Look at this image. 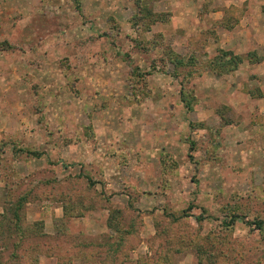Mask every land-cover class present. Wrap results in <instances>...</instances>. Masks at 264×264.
<instances>
[{
	"label": "rangeland",
	"instance_id": "1",
	"mask_svg": "<svg viewBox=\"0 0 264 264\" xmlns=\"http://www.w3.org/2000/svg\"><path fill=\"white\" fill-rule=\"evenodd\" d=\"M18 199L1 264H264V0H0Z\"/></svg>",
	"mask_w": 264,
	"mask_h": 264
},
{
	"label": "trees",
	"instance_id": "2",
	"mask_svg": "<svg viewBox=\"0 0 264 264\" xmlns=\"http://www.w3.org/2000/svg\"><path fill=\"white\" fill-rule=\"evenodd\" d=\"M87 180L89 185L93 186L92 182L90 181V178H87ZM20 201L21 199H18L16 201V204L14 205L15 208L13 210L9 209V211H7V213L4 216L5 218L0 221V264L3 263L2 258H3V254L6 252V249H8L9 245L15 246L14 244L15 241L18 242L20 241L21 243L26 242L30 244L33 242L34 247H36L37 249L38 246H40L44 242L41 240H43L46 237L45 234L40 232V231L43 232V224L37 226V229H35L34 228L35 225H33L29 227L28 230L26 231H23L21 227H19V216L17 210L19 209L18 206ZM238 219L240 218L234 215L230 218L228 222H223V225L226 227L233 226L236 223V220ZM244 223H247V225H250L257 230L264 229V223L261 221H255L253 223L252 222L249 223L245 221ZM9 225H11V228Z\"/></svg>",
	"mask_w": 264,
	"mask_h": 264
}]
</instances>
